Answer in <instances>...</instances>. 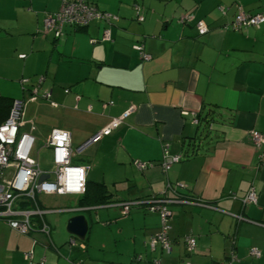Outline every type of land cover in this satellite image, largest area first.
Instances as JSON below:
<instances>
[{
  "label": "crops",
  "instance_id": "1",
  "mask_svg": "<svg viewBox=\"0 0 264 264\" xmlns=\"http://www.w3.org/2000/svg\"><path fill=\"white\" fill-rule=\"evenodd\" d=\"M89 1L109 18L66 25L56 38L43 19L61 0H0V124L21 98L22 131L44 143L51 129H65L76 148L129 110L75 157L88 166L84 199L37 194L48 234H21L0 219V264H29V251L44 264H228L232 252L231 264H264V144L250 136L264 134V22L223 29L239 10L264 14V0ZM41 148L51 170L52 151ZM165 151L182 156L166 171ZM32 157L47 171L39 153ZM134 160L152 165L139 169ZM250 188L257 202L243 207ZM164 191L175 198L167 204L168 252L149 245L161 218L144 203ZM118 202L130 203L129 212ZM76 214L88 229L70 244L65 225ZM188 235L196 239L190 254Z\"/></svg>",
  "mask_w": 264,
  "mask_h": 264
},
{
  "label": "built area",
  "instance_id": "2",
  "mask_svg": "<svg viewBox=\"0 0 264 264\" xmlns=\"http://www.w3.org/2000/svg\"><path fill=\"white\" fill-rule=\"evenodd\" d=\"M109 16V13L99 10L89 0H61L58 11L45 15L43 28L45 32H52L56 38H60L63 36V28L66 25L80 28L86 26L91 20H105ZM137 19L142 21L143 16L138 15ZM183 19H186V16ZM262 22H264V14H252L239 10L223 29L239 30L247 27H258ZM196 26L199 33L207 31V27L200 21L196 23ZM102 38L110 39L108 29L103 30ZM134 48L139 51L143 59L149 58L148 54L142 52V46L137 45ZM25 81L27 80L24 79L23 82ZM43 96L48 97L49 92H44ZM23 111V99H12L8 116L0 124V219H4L12 229L21 234L29 233L35 229L48 234L50 227L42 218L46 211L40 209L37 205V194H83L86 187L88 166L74 164L72 159L82 154L88 146L100 137L117 128L121 123V119L127 116L129 110L95 132L76 148L71 146L69 131L61 128L51 129L43 143L45 147L50 148L52 151L53 167L47 171L41 170L32 157V149L36 142L35 137L31 133L21 130ZM250 136L254 146L259 147L264 144V134L258 130L250 131ZM181 158L182 156L179 154H168L165 151L159 165L166 171L173 163L180 161ZM134 164L139 169L152 165L151 162H141L139 160H134ZM42 174H45L46 178L40 181ZM173 201H175V198L169 199L164 191L144 202L147 210L158 212L161 218L160 231L152 236L149 241L151 249L156 245H159L165 252L171 249L167 236V217L170 215L167 204ZM241 201L243 204H255L257 202V195L253 188H250L242 196ZM24 203L30 204L31 208L25 207ZM134 203H138V201H134ZM117 204L120 206L122 213L129 212L130 203L118 202ZM69 243L74 244L72 241ZM195 247V237L186 236V253H192ZM250 254L259 257L260 252L256 248H251ZM24 257L29 264H44L43 259L34 262L31 251L26 252ZM234 259L235 256L232 252L228 264H231ZM155 264L162 263L155 260ZM181 264H190V262L183 260Z\"/></svg>",
  "mask_w": 264,
  "mask_h": 264
},
{
  "label": "water",
  "instance_id": "3",
  "mask_svg": "<svg viewBox=\"0 0 264 264\" xmlns=\"http://www.w3.org/2000/svg\"><path fill=\"white\" fill-rule=\"evenodd\" d=\"M46 178L45 174H42L40 176V181ZM242 203V201H240ZM242 206L244 207L245 204L242 203ZM75 212V211H73ZM264 219V218H262ZM88 229V222L87 218L84 214H76L71 216L65 225L66 232L71 235V238L68 240V242L72 241L74 243V238H78L80 240H83L85 238L86 232ZM74 237V238H73Z\"/></svg>",
  "mask_w": 264,
  "mask_h": 264
},
{
  "label": "rangeland",
  "instance_id": "4",
  "mask_svg": "<svg viewBox=\"0 0 264 264\" xmlns=\"http://www.w3.org/2000/svg\"><path fill=\"white\" fill-rule=\"evenodd\" d=\"M42 145H43V140L40 138H37V140L33 146V149H32V156H34L36 158L38 153H39V162H40L41 167H44L46 170H49V168H50V163H49L50 151L48 149L43 150L41 148ZM82 154L77 155L76 158L77 159L80 158L82 156ZM76 158H74L73 163H79V162L75 161ZM54 198H57V197H53V199ZM40 199H43L42 196H40ZM50 202L53 204L55 203L54 201H50ZM47 203H49V201ZM73 213L74 212L67 211V212H62V215L67 216V215H71Z\"/></svg>",
  "mask_w": 264,
  "mask_h": 264
},
{
  "label": "trees",
  "instance_id": "5",
  "mask_svg": "<svg viewBox=\"0 0 264 264\" xmlns=\"http://www.w3.org/2000/svg\"><path fill=\"white\" fill-rule=\"evenodd\" d=\"M11 101H12V100H11ZM10 104H11V102H10ZM9 108H10V106H9ZM8 113H9V111H8ZM7 116H8V114H7ZM7 116H6V118H7ZM6 118H5V119H6ZM5 119H4V120H5ZM2 123H3V122H2ZM83 193H84V192H83ZM154 196H156V195H154ZM85 197H86V195L83 194L82 199H84ZM82 199H81V200H82ZM24 206L27 207V203H24ZM27 208H28V207H27Z\"/></svg>",
  "mask_w": 264,
  "mask_h": 264
}]
</instances>
